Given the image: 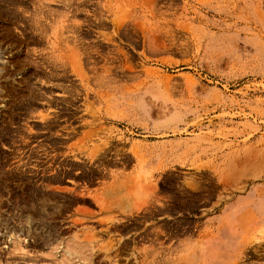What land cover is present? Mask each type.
<instances>
[{
  "label": "rangeland",
  "instance_id": "374dc122",
  "mask_svg": "<svg viewBox=\"0 0 264 264\" xmlns=\"http://www.w3.org/2000/svg\"><path fill=\"white\" fill-rule=\"evenodd\" d=\"M58 263L264 264V0H0V264Z\"/></svg>",
  "mask_w": 264,
  "mask_h": 264
},
{
  "label": "bare ground",
  "instance_id": "6f19581e",
  "mask_svg": "<svg viewBox=\"0 0 264 264\" xmlns=\"http://www.w3.org/2000/svg\"><path fill=\"white\" fill-rule=\"evenodd\" d=\"M105 144H106V143H105ZM105 144H104V145H105ZM98 149L100 150L101 148H97L95 151H98ZM103 149H104V148H103ZM76 161H78V160H75V162H70V163L76 165V163H77ZM77 165H79V164H77ZM88 196L93 200V202H94L95 204H97V205L100 206L101 208H105L104 204L100 201V199H99V197H98L97 195H94V194L88 193ZM83 212L91 213V212H88L87 210H83ZM76 221H77V220H76ZM98 221H99V222H103L101 219H99ZM108 227H109V226H107L106 228H104V230H107ZM117 227H118V226H117ZM149 233H150V232H149ZM154 233H155L156 235L159 234V232H157V231H155V230H154ZM104 235H105V234H104ZM144 237H146V236L144 235ZM155 238H157V236H156ZM152 240H153V238H152ZM129 243H131V244L134 243V241H133L132 238H129V239L127 238V239H124V240L119 239V240H117V241L114 243V245H112V244H107V245H106V248H105L104 245H100V247H99L97 250H95L94 254L98 255V254L100 253V251H101L103 248L105 249V251H107V250H111L112 248H114V253H121V251H125V250L130 246ZM105 254H106V252H105ZM189 260H190V259H189ZM58 264H59V263H58Z\"/></svg>",
  "mask_w": 264,
  "mask_h": 264
}]
</instances>
